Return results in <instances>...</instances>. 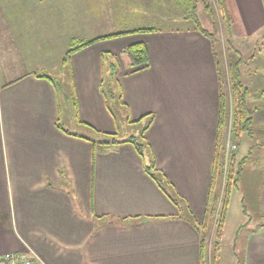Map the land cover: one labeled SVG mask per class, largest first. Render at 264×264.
<instances>
[{"label":"crops","instance_id":"crops-1","mask_svg":"<svg viewBox=\"0 0 264 264\" xmlns=\"http://www.w3.org/2000/svg\"><path fill=\"white\" fill-rule=\"evenodd\" d=\"M225 2L232 41L256 34L259 46L264 0ZM101 9V0H0V264L8 254L32 264H199L218 120L212 45L183 24L187 16L174 18L179 26L104 34ZM138 29L151 31L132 32ZM118 33L124 34L108 37ZM73 40L94 42L62 64ZM138 42L149 64L131 73L122 51ZM104 54L118 57L126 108L100 94ZM41 72L66 87L56 89ZM260 72L264 79V65ZM147 114L153 121L141 140L166 191L132 143H96L104 139L97 133L119 134ZM253 118L259 128L264 110ZM239 184L232 190L241 191ZM241 193L247 218L231 223L220 264H264V178ZM174 194L179 206L169 198Z\"/></svg>","mask_w":264,"mask_h":264},{"label":"trees","instance_id":"trees-1","mask_svg":"<svg viewBox=\"0 0 264 264\" xmlns=\"http://www.w3.org/2000/svg\"><path fill=\"white\" fill-rule=\"evenodd\" d=\"M174 2L186 8L188 12L191 10L193 12L194 9L196 10L198 2H201V9L208 15L209 19V28H204L197 17L192 18L191 16H187L189 20L193 19L194 29L210 40L217 66L218 120L208 199L200 224L201 241L199 264H220V240L224 232L228 202L233 187L240 180L242 165L245 162V159L238 160L236 150H227V141L231 145L236 146L237 149L238 140L242 134L252 138L254 107H249L247 98L252 94V96H255L260 101L264 97V89L252 93L241 82L240 66L243 65L244 59L232 42L233 24L225 0H174ZM148 31H151V29H138L132 32ZM122 34L124 33L113 34L108 37H116ZM92 42L94 40H73L67 53L62 58V64L68 62V58L72 53L88 46ZM253 53H255V50ZM122 55L129 60L131 73L144 69L149 64L148 51L143 43L138 42L129 45L122 51ZM102 58L104 72L100 83V94L107 102L112 103L114 106L120 105L126 108L119 88L118 57L104 54ZM37 76L48 79L56 89H59V80L54 76L45 72H41ZM63 95L66 97L65 94ZM72 107H76L74 95L72 96ZM262 107L264 108V104ZM152 121L153 115L147 114L137 121H133V123L129 122V124L143 122L142 128L139 131L140 141L134 136L121 141L117 139L118 134L100 135V133H97V136L107 138L109 141L95 142L103 149L112 148L125 142L132 143L146 163L144 167L146 173L163 191H166L168 182L164 175L156 169L147 143L141 140ZM169 198L176 206L180 205L177 194L170 195ZM191 224L195 226L194 222ZM197 228L199 229V227Z\"/></svg>","mask_w":264,"mask_h":264},{"label":"rangeland","instance_id":"rangeland-1","mask_svg":"<svg viewBox=\"0 0 264 264\" xmlns=\"http://www.w3.org/2000/svg\"><path fill=\"white\" fill-rule=\"evenodd\" d=\"M101 2L104 3V9H101L102 17H104V20H99V23H101L99 26V32H103L104 34H110V32H117V30L120 31L127 28L130 29L136 27H147L151 29H164L169 26L194 24L193 19H188L182 24L179 20L174 19L177 16H191L192 18L197 17L204 28H209L208 15L201 9V2H198L197 9H194L193 12L192 10L188 12L183 6H178L174 2V0H112V2H110V0H101ZM112 27L114 29H112ZM259 37L260 36L254 34L251 37H248L246 40H238L237 42L232 41L234 47L239 50V53L244 59L243 65L240 66L241 82L245 84L252 93L257 92L260 89H264V82H262L264 81V79L261 78L262 73L260 72L261 67L264 65V41L261 42L258 46L257 40L259 39ZM254 50L255 53H253ZM48 70L54 73L55 69L50 66L48 67ZM61 87L62 89H64V87L66 86ZM61 87H59V89H61ZM247 100L249 107H254L253 116L257 111H261V109L264 110V108L262 107L264 104V97L259 101L255 96H252V94H250ZM73 119L74 118L71 117V120ZM263 121L260 123L261 125H256L259 128H256L253 125V129H255L257 134H253L252 138L249 139L247 135L242 134L238 140V149L236 152L237 158L238 160L245 159L240 173L242 177L240 176L241 179L239 180L241 191L242 189L244 191L246 183L250 184V187L256 190L264 178ZM62 122L70 130L71 128H73V126H69L68 121H66L64 117L62 119ZM141 128L142 124H139L138 126L130 125L124 128L117 135V139L121 140L130 136H134L137 140L139 139L140 141L139 131ZM98 138L101 139L100 136ZM230 146L231 143L227 141L226 148ZM248 146H250V150H248ZM241 191H239L238 189H234V191H231V196L229 198L230 203L228 202L229 209L227 210V215L229 217V227L225 231L226 239L223 240V242L222 240H220V246H227L230 243L229 241L231 238V223L232 226H234L243 218H247L242 214L240 205V199L242 197ZM249 213L251 214L252 212L249 211ZM225 264L231 263L226 262Z\"/></svg>","mask_w":264,"mask_h":264},{"label":"built area","instance_id":"built-area-1","mask_svg":"<svg viewBox=\"0 0 264 264\" xmlns=\"http://www.w3.org/2000/svg\"><path fill=\"white\" fill-rule=\"evenodd\" d=\"M228 150H236V146L231 145L227 147ZM2 264H32V259L17 255V254H8L1 259Z\"/></svg>","mask_w":264,"mask_h":264},{"label":"water","instance_id":"water-1","mask_svg":"<svg viewBox=\"0 0 264 264\" xmlns=\"http://www.w3.org/2000/svg\"><path fill=\"white\" fill-rule=\"evenodd\" d=\"M102 142H108L109 140L108 139H101Z\"/></svg>","mask_w":264,"mask_h":264}]
</instances>
